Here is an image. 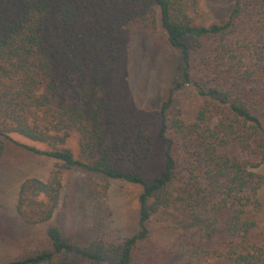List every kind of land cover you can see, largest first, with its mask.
<instances>
[{
  "label": "trees",
  "instance_id": "obj_1",
  "mask_svg": "<svg viewBox=\"0 0 264 264\" xmlns=\"http://www.w3.org/2000/svg\"><path fill=\"white\" fill-rule=\"evenodd\" d=\"M201 1L0 0V161L12 133L45 143L27 148L57 160L47 179L20 184L19 217L51 221L64 169L142 187L135 233L68 236L49 224L47 247L6 264H158L155 213L181 228L197 222L202 238L222 234L210 247H189L196 264H264V0H235L226 20L209 24L197 20ZM134 29L160 34L181 56L180 79L157 108L129 107L117 93ZM188 84L203 98L191 121L175 95ZM153 130L166 161L147 181Z\"/></svg>",
  "mask_w": 264,
  "mask_h": 264
},
{
  "label": "rangeland",
  "instance_id": "obj_2",
  "mask_svg": "<svg viewBox=\"0 0 264 264\" xmlns=\"http://www.w3.org/2000/svg\"><path fill=\"white\" fill-rule=\"evenodd\" d=\"M235 0H202L197 20L207 24L226 20ZM181 56L160 34L145 35L137 29L131 32L126 57L117 81V93L132 108H157L167 97L170 87L180 79ZM201 78V75H198ZM186 120L194 119L203 102L193 84L175 93ZM142 169L147 181L159 175L165 167L166 143L157 135ZM68 145L78 154L76 135ZM47 149L42 142L12 133L0 161V264L49 245L46 231L49 224H60L66 235L101 236L117 240L139 229V194L142 187L122 179L108 178L99 172L80 168L62 172V205L46 223L26 224L16 212L20 184L28 177L47 179L56 159L27 148ZM260 171L264 173V164ZM107 183L109 186L106 188ZM92 193V194H90ZM264 206V186L259 193ZM263 214L260 215L262 217ZM197 222L181 228L166 213H155L150 221L151 243L158 264H196L191 257L193 243L203 248L222 242L220 232L209 239L197 235ZM193 233L195 235H193ZM213 264H228L224 258Z\"/></svg>",
  "mask_w": 264,
  "mask_h": 264
}]
</instances>
